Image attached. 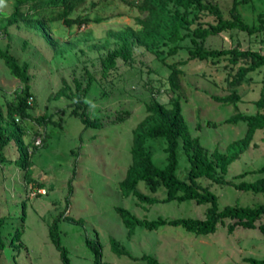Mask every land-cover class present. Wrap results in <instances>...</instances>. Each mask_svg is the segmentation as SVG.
I'll use <instances>...</instances> for the list:
<instances>
[{"label":"rangeland","instance_id":"obj_1","mask_svg":"<svg viewBox=\"0 0 264 264\" xmlns=\"http://www.w3.org/2000/svg\"><path fill=\"white\" fill-rule=\"evenodd\" d=\"M131 0H85L73 16H106L100 21L87 20L65 26L52 21L56 41L49 45L32 24H7L4 16L15 7V0L0 3V47H6L18 60L28 64L33 95L34 115H47L45 122L23 120L24 141L28 145L26 167L16 163L18 152L13 141L3 149L0 161L1 234L5 245L0 249V264H64L61 250L50 235L65 248L69 264H148L143 255L156 257L160 264H249L246 257H264V236L258 228L238 226L229 231L219 224L206 234H195L182 225L160 224L147 228L140 223L126 225L118 208L129 211L130 217L154 220L158 217L203 216L206 203L191 199L137 201L133 193L124 194L120 182L132 163L133 129L146 114V102L156 97L166 105L179 96L182 113L193 135L198 136L211 152L226 150L233 139L242 136L246 123H227L225 118L234 112H254V99L261 92L263 69L250 73L249 80L237 86L241 100L237 105L226 104L211 97L230 91L226 84L228 72L238 64L188 59L180 67L183 77L180 87L172 88L167 76L168 62L186 58L182 48L165 61L142 45H133L132 58L117 59V65L102 72L100 58L113 46L103 38L109 28L135 25L139 13ZM228 14L231 0H214ZM239 15L247 22H258L264 12V0H251L238 5ZM212 14L201 13L202 21ZM104 43V44H103ZM207 46H261L264 34L248 35L231 30L206 38ZM88 89L79 100L73 96L76 80ZM22 84L12 75L0 57V104L6 109L15 90ZM78 103V105H76ZM98 118L95 125H85L80 112ZM40 138V143L35 140ZM166 140L148 138L146 148L159 166L166 163ZM177 175L185 178L189 162L182 141L177 146ZM264 164V128L255 131L251 144L229 165L225 177L238 182L254 179L256 169ZM245 172L243 176L238 173ZM224 204H254L264 202V192L236 188L206 177L200 178ZM138 190L163 197L165 188L152 192L144 180ZM19 228L20 236L12 240ZM115 239L120 250L112 248ZM87 241L97 243L96 257Z\"/></svg>","mask_w":264,"mask_h":264},{"label":"trees","instance_id":"obj_2","mask_svg":"<svg viewBox=\"0 0 264 264\" xmlns=\"http://www.w3.org/2000/svg\"><path fill=\"white\" fill-rule=\"evenodd\" d=\"M85 0H15L14 9L4 16L7 24L20 25L21 21L32 24L39 30L43 39L53 45L56 38L53 36L51 22L61 21L65 26L74 23L81 24L87 20L100 21L106 16L88 15L73 16V11ZM251 0H231L228 14L224 15L222 8L214 0H131L139 11L134 16L135 25H125L120 28H109L103 38L108 43L114 40L113 46L109 48L100 58L102 72L105 74L109 69L116 67L117 59L128 61L132 58L133 45H142L159 59L165 61L167 56L174 55L182 48L187 51L186 58H178L168 62L170 72L167 81L172 88L180 87L183 77L181 64L188 59L209 60L218 63L226 59L229 65L238 64L234 72H228L226 84L230 89L224 94H211L217 101L226 104L237 105L241 96L237 86L249 80L250 73L257 69H263L261 92L254 99L256 110L250 113L237 111L225 118L227 123H237L242 120L246 123V129L242 136L233 139L227 145L226 150L217 148L209 152L200 142L198 136L193 135L182 113L179 96L166 105L156 97L146 102V114L133 129L132 163L127 169L126 175L120 185L124 194L133 193L137 201L175 199L182 201L191 199L198 203H206L204 215L158 217L154 220H145L130 217L128 210L119 207L126 225L140 223L147 228H154L160 224H179L195 234H206L215 231L219 224H223L229 231L238 226L246 228H258L264 236V202L254 204H224L219 206L217 194L207 184H203L200 178L206 177L211 181L227 184L231 183L238 189L253 192H264V164L256 171L260 173L254 179H241L234 182L225 177L228 165L251 144L254 133L259 128H264V49L259 47L238 45L212 47L207 46L206 38L212 34L224 31H244L248 35L264 34V12L258 14V22L249 23L238 13L237 7ZM212 14L213 18L202 21L201 13ZM104 44V43H103ZM0 57L7 65L10 73L18 77L22 84L15 90L13 98L7 101L6 109L0 104V161L5 159L4 147L13 141L18 156L16 163L26 167L29 161L28 145L24 141L25 127L23 120L32 119L37 122H45L47 115H34L33 95L29 82L30 72L27 62L19 61L18 58L6 47H0ZM91 76H88L86 86H81L76 80V91L73 96L79 100L90 84ZM31 97V98H30ZM78 105V103L76 104ZM74 113L80 112L83 123L95 125L98 118H91L84 111L73 109ZM163 137L166 140L165 150L167 152L166 163L157 165L146 148L148 138ZM182 141L183 151L189 162L187 176L185 178L177 175L178 167L177 146ZM245 172L238 173L243 176ZM139 180H144L150 191H156L160 186L165 188L163 197H156L144 193L136 187ZM3 217L0 216V249L5 242L1 234ZM17 228L12 240L20 236ZM55 226H50V235L61 250L64 264H69L65 248L60 244L54 234ZM93 249L96 257L99 256L97 243L87 241ZM112 248L116 252H125L118 248L115 239L111 240ZM148 264H160L156 257L143 255ZM249 264H264V257H246ZM98 260H95V264Z\"/></svg>","mask_w":264,"mask_h":264},{"label":"built area","instance_id":"obj_3","mask_svg":"<svg viewBox=\"0 0 264 264\" xmlns=\"http://www.w3.org/2000/svg\"><path fill=\"white\" fill-rule=\"evenodd\" d=\"M31 98V97H30ZM36 143H40V138L35 140Z\"/></svg>","mask_w":264,"mask_h":264},{"label":"clouds","instance_id":"obj_4","mask_svg":"<svg viewBox=\"0 0 264 264\" xmlns=\"http://www.w3.org/2000/svg\"><path fill=\"white\" fill-rule=\"evenodd\" d=\"M3 2V0H0V3H2Z\"/></svg>","mask_w":264,"mask_h":264}]
</instances>
